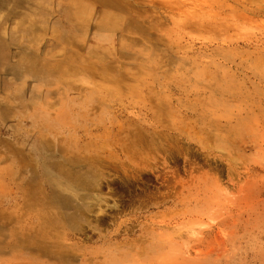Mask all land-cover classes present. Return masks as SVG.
<instances>
[{"label":"rangeland","instance_id":"obj_1","mask_svg":"<svg viewBox=\"0 0 264 264\" xmlns=\"http://www.w3.org/2000/svg\"><path fill=\"white\" fill-rule=\"evenodd\" d=\"M0 264H264V0H0Z\"/></svg>","mask_w":264,"mask_h":264}]
</instances>
